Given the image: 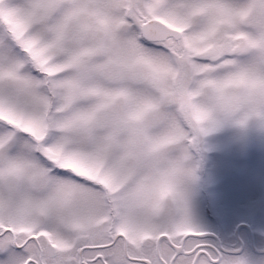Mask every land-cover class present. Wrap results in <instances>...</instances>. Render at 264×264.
Instances as JSON below:
<instances>
[{"label": "snow or ice", "instance_id": "snow-or-ice-1", "mask_svg": "<svg viewBox=\"0 0 264 264\" xmlns=\"http://www.w3.org/2000/svg\"><path fill=\"white\" fill-rule=\"evenodd\" d=\"M251 119L264 0H0V264H245L186 185Z\"/></svg>", "mask_w": 264, "mask_h": 264}, {"label": "rangeland", "instance_id": "rangeland-1", "mask_svg": "<svg viewBox=\"0 0 264 264\" xmlns=\"http://www.w3.org/2000/svg\"><path fill=\"white\" fill-rule=\"evenodd\" d=\"M190 154L187 166L196 168L200 177L206 167L209 189L226 198L230 220L259 215V224H264V128L255 119L218 127L201 139L199 151L191 149ZM187 185L189 203L197 205V189Z\"/></svg>", "mask_w": 264, "mask_h": 264}, {"label": "flooded vegetation", "instance_id": "flooded-vegetation-1", "mask_svg": "<svg viewBox=\"0 0 264 264\" xmlns=\"http://www.w3.org/2000/svg\"><path fill=\"white\" fill-rule=\"evenodd\" d=\"M205 171L206 167H202L204 175L197 176L198 179L187 185L190 188L193 184L197 189V205L189 203L196 227L211 234L225 250L236 252L245 264H264V224H259V215L243 214L248 216L230 220L224 203L226 198L217 197L210 191ZM188 199L190 202L191 196ZM257 211L261 214V209Z\"/></svg>", "mask_w": 264, "mask_h": 264}]
</instances>
